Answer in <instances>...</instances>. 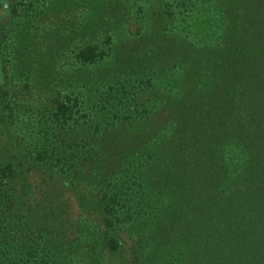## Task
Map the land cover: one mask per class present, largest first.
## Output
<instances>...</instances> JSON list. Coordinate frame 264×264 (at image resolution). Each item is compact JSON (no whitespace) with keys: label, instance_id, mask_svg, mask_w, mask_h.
Wrapping results in <instances>:
<instances>
[{"label":"rangeland","instance_id":"374dc122","mask_svg":"<svg viewBox=\"0 0 264 264\" xmlns=\"http://www.w3.org/2000/svg\"><path fill=\"white\" fill-rule=\"evenodd\" d=\"M2 12L6 15L0 14V22H9L0 34V71L5 77L0 85V108L4 115L9 111L8 103L31 105L41 118L50 119L51 132L58 133L55 124L60 104L71 105L70 110L77 111V121L71 135L58 137L63 139L61 145H72L74 151L79 146L80 155L100 148L107 165L104 167L109 170L123 164L124 158L126 164L137 166L149 154L153 164L145 172L148 198L153 204L163 200L164 205L169 204L163 217L159 215L135 231L107 228L96 214L82 212L75 191L50 180L41 170L18 168L11 185L17 200L24 203L23 210L28 208L27 212L37 217L49 214L68 236L76 235L84 219L100 222L102 230L107 228V236L119 238L114 260L106 253L103 264L153 262L157 253L169 246L183 204L192 191L186 177L175 175L174 168L180 163L172 165V155L178 151L172 128L180 126L191 134L195 147H202L201 155L212 145V138L217 141L211 154L201 157V166L219 168L222 156L231 162V170L238 166L242 183L229 189L236 190L235 201L243 207L244 216L248 210L259 211L251 228L261 226L260 233L253 230L251 234L248 229L246 237L249 235L256 244L247 256L264 262V0H0ZM23 28L29 38L36 37L35 50L46 51L56 45L60 48L53 68V89L82 95L76 103L54 93L48 98L43 93L29 97L26 80L19 76L27 61L24 47L29 43L19 37ZM76 33L85 39L76 43ZM65 38L70 41L67 46L64 43L62 53L60 39ZM101 42L105 57L96 66L84 67L82 71L87 69L91 76L85 82L83 78L77 81V66L67 69L77 44L84 47ZM122 72L132 79L126 84L125 96L117 98L123 90L115 92L114 87L108 91L112 84L108 80L113 81ZM100 96L105 100L111 96L112 103L121 100L122 104L115 109L99 101ZM119 109L125 119L119 121L112 138H93ZM2 121L0 118V145L6 141ZM127 123L132 124L127 127ZM25 127L20 122L13 124L18 137L23 136ZM29 142L27 135L23 143ZM184 146L179 147L178 157L183 155ZM94 157L88 161L79 158L81 173ZM112 162L114 165L109 166ZM165 173L174 175V179L166 181ZM166 183L172 195L169 200L165 195L159 200L156 193ZM77 187L84 190L83 183H77ZM89 187L85 194L96 198L93 195L98 190L93 192ZM233 202L224 206L235 207ZM172 205L177 206L175 211ZM146 232H151V237L140 239ZM246 237L244 231L232 235L238 247L243 241L247 243Z\"/></svg>","mask_w":264,"mask_h":264},{"label":"trees","instance_id":"16d2710c","mask_svg":"<svg viewBox=\"0 0 264 264\" xmlns=\"http://www.w3.org/2000/svg\"><path fill=\"white\" fill-rule=\"evenodd\" d=\"M4 9L8 10L9 8L7 9L5 6ZM41 11L38 10V12ZM0 14L6 15V12ZM7 24L0 22V34L2 28ZM19 33V37L23 36V41L29 42L27 45L25 44L23 53L27 61H25L23 71L19 72V76L26 80L24 87L27 91L30 90L29 97L33 98V94L43 93L48 98L54 93L57 96L61 94L64 99H73L76 103L82 95L68 94L66 90L62 94L64 88L62 90L60 88L53 89L56 85V73L53 68L61 55L60 48L56 45L46 51L35 50V47L38 46L37 41L35 42L36 37L30 36L29 38L28 35H25L28 33L25 28ZM76 34L73 39L76 43L85 39L81 34ZM69 41V38L60 39L62 53L65 48L64 43H67V46ZM101 44L103 45V42L88 44L84 47L77 44L74 59L67 62L68 71L71 70V67L77 66L74 68V76L77 81L83 78L85 82L91 76L87 69L82 71L84 67L96 66L105 57V51ZM226 49L229 50V47ZM1 59L2 53L0 52V62H2ZM64 75L65 72L61 73L60 81ZM130 76L124 72L118 73L113 81L108 80L112 84L107 90L110 91L114 87H116L115 92L123 90L117 96V98H123L127 93L126 84L132 79ZM4 78L0 71V85L5 83ZM103 99L106 98L100 96L99 101H102L104 105L116 106L115 109L122 104L121 100L115 104L112 103L111 100L114 98L111 96L108 100L104 101ZM13 103L6 105L9 108L7 115H4V111L0 108V118L3 119L2 122L6 128L3 127L5 134L4 132L2 134L6 141L0 145V264H103L106 253L111 254V259L114 258L112 256L119 244V238H114V235L107 236V228L125 227L132 232L140 226H145V223L159 215L163 217L165 208L169 207V204L164 205V200L159 204H155V202L153 204L148 198L150 190L146 184L145 172L153 164L152 156L147 154L146 161H141L137 166L126 164V158H124L123 164L113 167L112 170L106 169L104 166L107 165L102 161L103 150L100 148H98L99 151L92 152L93 155L88 153L89 151L80 155L79 146L74 151L70 148L72 145L63 146L61 145L63 139L58 140V137L71 135L72 129L75 127L77 111H71V105L61 102L58 112L60 117L58 116L55 124L59 132L56 133L51 132L50 119L41 118L39 113L32 110L31 105L23 106ZM26 113H29L26 117H20ZM120 113V109L115 112L110 122L93 138L103 136L112 138L113 130L120 124L119 121L123 122L125 119V116H121ZM17 122L26 126L22 137H18L13 129V124ZM82 124L84 123L82 122ZM131 124L127 123V127ZM172 130L175 145H177L176 149H178L172 155V165L180 163L179 168H174L177 171L175 175L178 176L177 178L186 177L192 191L183 204V214L170 236L169 246L167 249H161L157 253V259L147 264H255L258 260L249 258L247 255L254 251L256 243L249 235L246 237V234L248 229L251 234H254V229L251 228L252 221L255 216L259 215V211L248 210L247 219L243 211L241 212L243 207L235 201L236 190L234 192L233 188L229 189L232 184L239 186L242 183L238 177L240 176V172H237L238 166L236 165L231 170V162L227 161L225 156L219 160L222 163L219 168L217 166L214 168L213 165L201 166L203 164L201 157L209 156L215 148V144H218L217 141L212 138V145L205 154L201 155L202 147H195L191 134L184 132V127L174 126ZM27 135L30 136V142L24 144L23 138ZM150 143L152 142L149 141ZM184 143L183 155L178 157L179 147H183ZM248 145L247 148L250 146ZM109 146L107 145V147ZM187 146L190 147L187 149ZM90 156H95V159L89 160L85 166L86 170L81 173L78 169L80 167L79 158L83 157L82 159L88 161ZM113 163L109 166H113ZM18 168L22 171L41 170L50 180L61 184L67 190L75 191L77 193L76 201L82 212L96 214L101 225L107 228L103 231L99 227L100 222L84 219V222L79 224L76 235L68 236L62 228L57 226L59 223L54 222L49 214L37 217L31 212L28 213V208L23 210L24 203L22 200H17L11 185V179L15 178ZM164 176L167 178L166 181L174 179V175L170 173H165ZM91 178L92 180H90ZM77 183H83L84 190L80 191ZM90 185H94V188H90ZM87 187L93 192L98 190L93 195L96 198L85 194ZM168 188L166 183L165 188L157 191L159 200L163 195L168 196L169 200L173 191L166 190ZM230 201H234L236 206H224ZM176 208V205H172V211H175ZM220 209L222 212L218 213L217 211ZM233 212L234 214H232ZM225 225H231L232 229ZM260 230L261 226L256 231L260 233ZM242 231H244L247 243L245 244L243 241L238 247L234 243L235 238L233 239L232 235L235 233L239 235ZM149 237H151V232H146V235L140 239L147 240ZM253 255L256 257L254 253ZM256 264H264V262L259 260Z\"/></svg>","mask_w":264,"mask_h":264}]
</instances>
